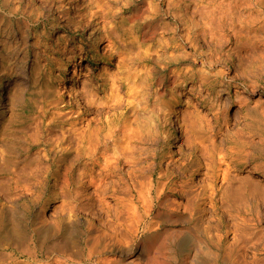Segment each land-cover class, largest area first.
I'll return each instance as SVG.
<instances>
[{
  "label": "rangeland",
  "instance_id": "rangeland-1",
  "mask_svg": "<svg viewBox=\"0 0 264 264\" xmlns=\"http://www.w3.org/2000/svg\"><path fill=\"white\" fill-rule=\"evenodd\" d=\"M82 1L35 0L27 7L23 0L19 7L18 0H0L1 28L12 29L10 38L0 37V264H98L120 258L96 252V232L83 214L70 213L80 222L62 226L59 216L65 219L76 205L73 189L55 198L52 175L45 180L44 155L60 158L59 149L47 143L48 133L66 127L65 116L75 117V90L85 78L99 101L119 94L117 104L108 100L105 111L100 105L94 111L101 112L104 129L131 123L135 166L152 181V199L168 184L176 189L166 187L161 203H183L190 192L206 202V215L195 224L204 226L197 237L210 259L196 243L165 245L162 251L160 245L174 238L161 230L135 237L132 248L145 252L141 264H194L191 253L197 252L204 264H264V0H99L112 9L107 20L113 37L140 39L113 56V39L99 42L96 53L91 30L76 31L63 21L76 16ZM37 8L42 14L36 21L28 11ZM15 22L22 24L20 30ZM149 47L156 54L147 60ZM132 81L143 95L140 103L126 93ZM175 107L177 142L169 135L167 114ZM236 110L241 113L234 115ZM38 121L44 124L36 137ZM248 169L259 172L249 174L245 186L241 180ZM184 186L187 195L179 193ZM44 220L55 221L59 234L70 240L68 251L51 249L49 235L37 232ZM166 227L169 234L182 230L180 224ZM132 254L129 250L126 257L134 259Z\"/></svg>",
  "mask_w": 264,
  "mask_h": 264
},
{
  "label": "bare ground",
  "instance_id": "bare-ground-1",
  "mask_svg": "<svg viewBox=\"0 0 264 264\" xmlns=\"http://www.w3.org/2000/svg\"><path fill=\"white\" fill-rule=\"evenodd\" d=\"M22 1L23 0H18L17 3L19 7ZM27 1L29 2V5L27 7H31L35 0ZM68 1H70L71 3V1L74 0ZM77 1L78 0H75V2ZM116 1L118 2V0ZM82 3L84 4V6L78 12L76 11V16L68 17L69 15H67L66 17H64L63 21L67 23L66 26H72L76 29V31L91 30L90 38L93 39L92 46L94 48V52L99 53V42L108 41L109 39H113L114 41V47L113 50L110 51V56L124 54L127 47L138 45V40L140 39L137 38L122 40L118 39L117 36V38L113 37L114 30L111 24L112 22H109L107 20V13L109 11H112L110 7H107L104 3L101 4L102 2H100L99 0H83ZM168 4L169 7L172 6L171 2H168ZM27 7L24 10H27ZM17 10H19L18 6L16 7L14 12H16ZM36 11L37 13H34V11L32 12V10L28 11V15H35V20L37 21L38 17L42 13L39 8H37ZM15 24L19 30L20 28H22V24L20 22H15ZM57 25H59V22L57 23ZM29 26L30 25H28V27ZM36 27L37 24H34L31 25L29 29H35ZM11 30H6L7 32H5L2 30L0 25V37L10 38L11 32L9 31ZM235 38L237 39V37ZM153 49L154 48L152 47H149L147 49V60L153 59L155 57L156 53ZM131 84L130 86H128L129 90H127L126 93H128L129 91L128 96H131L132 100L135 99L137 100V103H140V97L143 95L140 94L138 86L135 82ZM75 91L77 97V111L74 114L75 117L72 118L71 116H65L68 117V119L66 118L69 121L68 123H66L68 125L66 127H64V125H60V128L57 130V132L51 134L48 133L47 143L53 144L55 146L54 148L59 149L60 158H57V160L53 159L51 161L48 159L47 153L43 157L46 158L44 159V161L48 164H46V167L44 168L46 174L45 180H47L49 174H51L53 177L54 188L56 189L54 197L64 198L66 191L69 192L71 191V188L73 189V195L75 197L76 205L70 207L69 213H67L65 219H62V216H59L58 219L62 226L70 228L69 225L80 222L77 216H75L74 218V215L70 214L74 213V211H77L85 216V219L83 220L85 225L88 228H93V230H95L96 232V235L94 234L95 236H93L96 243H98L99 245V248L96 252L114 253L115 255H119L120 257L117 258L115 262L109 260L101 261L98 264H124L125 261L129 262V264H141V262L145 259V252L143 249L136 250L135 247L132 248L134 246L135 237L139 235V233L151 235L158 233L161 230L162 234H164V230H167L165 236L168 233V235L173 236L174 239H172V237H168L164 241L165 243L160 245V249L161 246L165 245L170 249H176L175 247H178L177 245L179 244L183 245L188 243L189 245H191L192 243H196V245L201 249L202 253L206 257L210 256L208 254L209 249L205 250V248L200 245L203 240L201 241L199 239L200 237H197V234H199V232L204 231V228H202L203 225L202 223L198 225V222L197 224H195L196 220H199L200 222L206 215L204 206L206 203L205 200L201 199L198 202V198L196 197L197 195L193 196L190 191V193H188L186 191L187 187L184 186L179 189V193L185 190L184 195H187L186 193L189 194V197L185 196V202L173 203L170 200V202L166 201L165 203H161V198L164 190L166 189V187L170 188L171 186L168 184L162 185L161 189L158 190L156 198L152 199V181L148 180V178L144 174L145 171L142 172L144 170L143 168L140 169L135 166V164L137 163H135L136 160L133 156V151L131 148L132 140L133 138H135L133 132L135 131L130 125L131 123L128 122L127 124H125V120V123L122 124L123 126L117 125V122L113 123V125L109 126L106 129L101 126V124H103L101 121L102 117L100 116L101 112L98 113L94 110L96 109L97 111L96 107L100 105L101 111H105L108 108L106 106L108 100L117 104V102H119L120 100L119 94L116 93L115 95H106L104 101H99L97 100L95 92L93 91V87L87 78L82 80L81 87H79ZM114 91L116 90H111V93H113ZM92 111H94L95 117L84 123L86 116L90 115V113L92 114ZM239 113H241V111L236 110V112H234V115H237ZM167 114L169 116L168 123L170 122L169 135L171 139H173L175 142L181 141L178 133L180 123L179 108L175 107L172 110H170L169 108ZM43 124V121H38V123H36L33 133L34 136L37 135V131L40 130L39 128H41ZM104 125H106V123ZM48 150L51 152L52 148L51 150L50 148ZM49 161L51 162L50 164L48 163ZM42 164L45 165V163ZM247 172L248 173H245L243 179L241 180L242 184L244 185L246 183H250L246 180L247 177H249V174L258 173L259 171L258 169L255 171L248 169ZM253 180L254 181L252 184L255 185L256 183H258L255 178ZM239 185L238 187H240ZM254 185L253 188H250L249 186L247 187H249L250 190H255L256 185L255 187ZM209 186H211V184ZM242 186L243 185H241V187ZM171 187V189H176L174 186ZM238 187L236 186L237 190L239 192L241 190L243 193L244 191L242 189L244 188L240 187L241 189H238ZM88 189L92 190L89 192L87 191ZM70 193L72 194V192ZM238 193L236 194L238 195ZM239 197L240 196H238V198ZM159 201L161 204H159ZM235 201L236 200H234V202ZM231 203L233 202L231 201ZM59 209L58 206L55 207L53 209V213H57ZM171 215H174L175 219H173ZM66 220L68 221L65 222ZM54 222H48L47 220H44L39 228L38 226L36 227L38 228L37 232H45L47 233V235H49L48 238L51 239V249H54L56 251L65 250L70 240L67 239V237H65L64 235L59 234ZM169 223L181 225L182 230L180 231V233H178V235V230H174L176 232L169 234V229H167L168 227H166V225ZM129 250L133 251L132 255H134V259L126 257V254L129 252ZM161 250L163 251V249ZM186 253L189 254L190 251L186 250ZM199 253L200 252L193 254L191 253V256L195 262L194 264H204V260L202 261ZM208 259L210 258L208 257ZM174 260L176 261V258H174Z\"/></svg>",
  "mask_w": 264,
  "mask_h": 264
}]
</instances>
